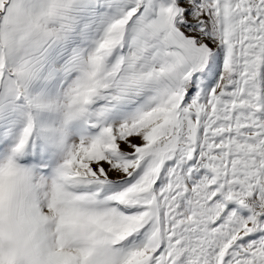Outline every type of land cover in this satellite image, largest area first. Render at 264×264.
<instances>
[{"label": "snow or ice", "instance_id": "6c2138e0", "mask_svg": "<svg viewBox=\"0 0 264 264\" xmlns=\"http://www.w3.org/2000/svg\"><path fill=\"white\" fill-rule=\"evenodd\" d=\"M0 264H264V0H0Z\"/></svg>", "mask_w": 264, "mask_h": 264}]
</instances>
